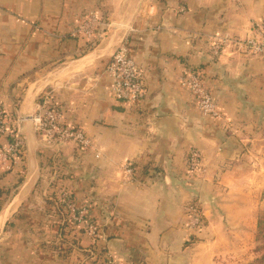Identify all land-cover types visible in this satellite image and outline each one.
I'll use <instances>...</instances> for the list:
<instances>
[{
    "label": "crops",
    "instance_id": "0c3cea01",
    "mask_svg": "<svg viewBox=\"0 0 264 264\" xmlns=\"http://www.w3.org/2000/svg\"><path fill=\"white\" fill-rule=\"evenodd\" d=\"M90 13L109 23L95 46L77 32ZM262 21L264 0H0V106L33 124L23 126L22 163L0 170V264H80L87 254L90 238L71 225L62 230L56 206L47 201L52 182L65 185L78 205H90L103 230L97 244L120 264H195L185 207L203 185L225 217L235 211L243 225L249 209L258 225L264 56L226 42L213 59L211 46L216 39L246 38ZM121 44L145 73V96L134 105L112 97L106 72ZM190 70L204 76L220 117L204 115L182 83ZM47 93L65 123L91 138V148L44 144L33 115ZM192 147L209 178L229 187L235 182V192L251 197V209L243 196L227 204L220 184L188 175ZM53 158L60 166L51 172ZM225 162L233 170L222 168Z\"/></svg>",
    "mask_w": 264,
    "mask_h": 264
},
{
    "label": "built area",
    "instance_id": "2783aa9c",
    "mask_svg": "<svg viewBox=\"0 0 264 264\" xmlns=\"http://www.w3.org/2000/svg\"><path fill=\"white\" fill-rule=\"evenodd\" d=\"M109 23L100 19L96 14L90 13L81 21L77 32L86 37L89 46L96 45L105 35V28ZM226 42L234 44L241 53L250 56H264V21L256 24L252 33L246 38H227L224 41L216 39L211 46L213 59H219L223 53ZM106 72L111 79L112 97L116 101L127 104H138L145 96V73L136 60L128 54V48L121 44L110 57ZM182 83L191 89L196 98L200 111L207 116L220 117L216 101L206 86L205 78L198 70H190L182 77ZM22 117H12L6 109L0 106V170L12 172L18 167L26 155L25 136L20 132ZM36 132L49 148L60 144L74 142L85 151L93 146L91 138L78 127L65 123L63 110L51 100V94L43 95L37 104V111L33 115ZM4 139V140H2ZM128 173L132 167L127 165ZM206 170L201 152L197 148H190L187 155V172L191 178L200 175ZM57 202L67 212V219L73 226L83 229L92 238H99L100 226L93 216L90 205H78L73 199L69 189L61 186ZM195 212V208H193ZM200 222L199 214L191 221L192 226ZM92 255V248L85 250ZM106 264H118L111 254H107Z\"/></svg>",
    "mask_w": 264,
    "mask_h": 264
},
{
    "label": "rangeland",
    "instance_id": "374dc122",
    "mask_svg": "<svg viewBox=\"0 0 264 264\" xmlns=\"http://www.w3.org/2000/svg\"><path fill=\"white\" fill-rule=\"evenodd\" d=\"M239 164L241 165L242 163ZM247 164L248 166L251 165L250 162H248ZM258 164V167L260 168L264 166V163ZM233 165L232 162H225L224 164H222V168H229V170H233ZM261 177L257 180L259 187L257 205L259 218L258 225L252 224L250 220L251 216L249 214V209L247 216L248 221L243 225H238L236 223L237 217H239V215L235 214V211H231V217H225L224 214L220 213V207L217 206L218 197L209 189L208 191L214 197V203H202L199 200V194L197 196L195 195L194 198L189 201V204L185 207V227L189 231L188 237L191 239L190 246L194 245L195 248L193 255L195 264H264V178ZM202 179L204 181L210 182L214 187L218 186L221 181L218 176L209 178V173H206V170L201 172L200 175L194 176L193 178L196 183H199V180ZM247 181H251L250 174L244 182L246 183ZM234 184L235 182L231 184V187L223 183L220 184L221 190L226 191L222 194V200L226 201L227 204L235 205L240 201V197L243 196V200H245L244 202L250 208L252 203L251 197L249 195H244L246 193H240L239 191L235 192ZM230 189H232L231 193L227 192ZM248 191L247 192L250 193V189ZM85 204L86 203H83V205ZM192 207L195 208V212L193 211ZM196 214H199L200 222L198 224L195 223V226H192L191 221ZM252 217L254 218V216ZM94 218L96 219L95 216ZM227 218L229 220L228 222ZM96 221L98 222L97 219ZM214 221L215 223H213ZM216 221H218V223ZM211 223H213V225H211ZM74 227L75 226H73V229ZM67 231V238H70V227H67ZM82 231L83 233H85L84 235H87L92 241V246H86V249H94L93 245L97 244L98 240L101 239L103 230L100 227V237L96 239H92L83 229ZM104 237L102 238L103 241ZM216 240H218L216 244H219L221 246L219 247V249H215L211 246ZM99 242L101 243V246L99 247H104L102 245V242ZM201 244L203 246H200ZM218 250H220V252H218ZM203 253H206V256H202ZM107 254H111L113 256L110 251H105V261H107ZM84 255L85 257L81 258L80 264H92V261L97 258L96 251L92 255H88L86 253ZM113 258L116 263L120 264L117 258H115L114 256Z\"/></svg>",
    "mask_w": 264,
    "mask_h": 264
},
{
    "label": "trees",
    "instance_id": "16d2710c",
    "mask_svg": "<svg viewBox=\"0 0 264 264\" xmlns=\"http://www.w3.org/2000/svg\"><path fill=\"white\" fill-rule=\"evenodd\" d=\"M49 166L51 167V172H54V171H56L58 168H59V166H60V163H55V159L53 158V159H51V161L49 160ZM56 185L57 184H55V182H52V184H51V186L52 187H54L53 189V192L49 195V197H48V199H47V201L49 202V203H52V204H54V206H56V208H57V212H58V214H59V216H60V218L62 219V230H63V228L66 226V225H71L72 227H73V224L71 223V221H68V219H67V212H66V210L65 209H63V207H61L60 205H59V203L57 202V196H58V193H59V190H60V187L61 186H65V185H60V186H58V187H56ZM74 229L75 230H77V231H79V232H81V233H83V231H82V229H80V228H78V227H74ZM66 242H67V244H68V248L70 247V248H75L74 247V245H75V243H74V241H69V239H66ZM92 246V245H91ZM93 250H94V252L96 251V256H97V258L96 259H94L93 261H92V264H106V261H105V257H104V252L106 251V249L105 248H103V247H99V245L98 244H95V245H93ZM85 250V249H84ZM88 254V253H87ZM89 255V254H88Z\"/></svg>",
    "mask_w": 264,
    "mask_h": 264
},
{
    "label": "water",
    "instance_id": "95a60500",
    "mask_svg": "<svg viewBox=\"0 0 264 264\" xmlns=\"http://www.w3.org/2000/svg\"><path fill=\"white\" fill-rule=\"evenodd\" d=\"M27 118H23L21 120V123H20V132L22 134H24V131H23V126L25 124H28L29 125H33L31 124V122H29V120H26ZM33 131H34V128H33ZM35 132V131H34ZM199 200L202 202V203H206V202H210V203H214V197L212 196V194L206 190L205 186L203 185L202 188L200 189V192H199ZM107 245L108 247H112V240H109L107 242ZM173 264V263H171Z\"/></svg>",
    "mask_w": 264,
    "mask_h": 264
}]
</instances>
